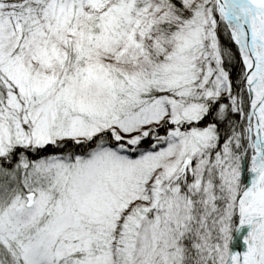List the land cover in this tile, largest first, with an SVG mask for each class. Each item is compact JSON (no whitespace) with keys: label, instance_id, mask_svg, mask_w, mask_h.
<instances>
[{"label":"snow or ice","instance_id":"obj_1","mask_svg":"<svg viewBox=\"0 0 264 264\" xmlns=\"http://www.w3.org/2000/svg\"><path fill=\"white\" fill-rule=\"evenodd\" d=\"M0 264H264V0H0Z\"/></svg>","mask_w":264,"mask_h":264},{"label":"water","instance_id":"obj_2","mask_svg":"<svg viewBox=\"0 0 264 264\" xmlns=\"http://www.w3.org/2000/svg\"><path fill=\"white\" fill-rule=\"evenodd\" d=\"M249 226L242 225L238 230L233 231L232 240L229 242V247L233 251H243L246 247L244 237L248 232Z\"/></svg>","mask_w":264,"mask_h":264}]
</instances>
